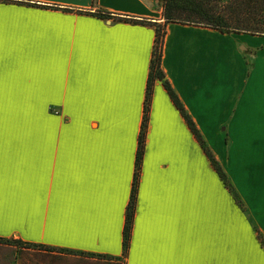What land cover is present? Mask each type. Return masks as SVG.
<instances>
[{
	"label": "crops",
	"instance_id": "crops-1",
	"mask_svg": "<svg viewBox=\"0 0 264 264\" xmlns=\"http://www.w3.org/2000/svg\"><path fill=\"white\" fill-rule=\"evenodd\" d=\"M158 2L0 0V264H264V35L178 22L162 70L253 220L157 79L123 255Z\"/></svg>",
	"mask_w": 264,
	"mask_h": 264
},
{
	"label": "trees",
	"instance_id": "trees-1",
	"mask_svg": "<svg viewBox=\"0 0 264 264\" xmlns=\"http://www.w3.org/2000/svg\"><path fill=\"white\" fill-rule=\"evenodd\" d=\"M157 5L162 8L163 22L155 23V38L150 59V70L146 88V96L144 99L143 119L138 136V147L136 152L132 191L125 212V223L123 228L122 240L124 256L127 255L130 246L132 224L136 208L139 176L145 149L150 103L152 98L153 85L155 80L157 79L163 82V85L168 91L171 100L180 111L181 115L184 117L188 127L196 137L198 143L208 157L211 165L217 172L224 186L228 189L237 206L242 211L246 210V207L240 195L236 191L225 170L213 155L201 132L197 128L190 115L185 110L176 92L173 90L170 83L166 79L164 71L161 67V59L166 26L171 22L210 27L224 33L238 32L264 35V0H159ZM98 14L103 18H115L124 21L134 20L128 17L112 15L111 13L102 10H99ZM254 229L256 231L257 238L260 240L264 247V237L262 233L260 232L258 227L254 226ZM10 241L16 244H22L18 240L13 241L12 239L0 238V242L9 243ZM23 245L48 251L53 250L50 247L38 244ZM81 253L84 254V252ZM84 255L88 256L89 254ZM101 257L104 258L106 256Z\"/></svg>",
	"mask_w": 264,
	"mask_h": 264
},
{
	"label": "rangeland",
	"instance_id": "rangeland-1",
	"mask_svg": "<svg viewBox=\"0 0 264 264\" xmlns=\"http://www.w3.org/2000/svg\"><path fill=\"white\" fill-rule=\"evenodd\" d=\"M232 184H233V182H232ZM233 186H234V184H233ZM244 191H245L244 197L246 198L245 203L248 202L250 204H254L252 206L254 208V211H253L254 214L257 215L256 217L257 218H264V177L260 178V177L254 176V177H250V178H245L244 179ZM241 199H242V197H241ZM242 201L244 203L243 199H242ZM245 203H244V205H245ZM243 213L248 218L253 220L252 214L248 210L247 207H246V210L243 211ZM254 226H256V225H254ZM0 243H4V242H0ZM4 244H16V243L10 241L9 243H4ZM53 263L54 264H56V263L57 264H75V263H72L71 261H68V260H61L58 262L53 260Z\"/></svg>",
	"mask_w": 264,
	"mask_h": 264
}]
</instances>
